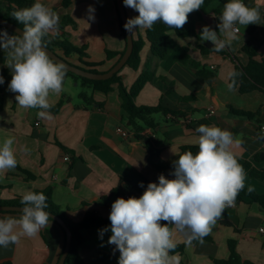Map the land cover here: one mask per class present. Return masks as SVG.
I'll return each mask as SVG.
<instances>
[{"label":"crops","instance_id":"obj_1","mask_svg":"<svg viewBox=\"0 0 264 264\" xmlns=\"http://www.w3.org/2000/svg\"><path fill=\"white\" fill-rule=\"evenodd\" d=\"M36 2V0H28ZM59 15V31L68 34L69 42L84 48V61L93 63L97 72L108 71L125 48L120 36L115 7L112 0H71L68 7L63 0H40ZM227 0H213L203 11H193V36L176 38L167 55L157 60L150 57L145 40L146 29H134L132 37H140L144 44L140 51V64L136 71L124 66L119 70L123 85L129 88L144 63L154 72L135 98L138 106H162L179 111L178 120L171 123L156 116L158 126L154 131L143 133L153 151L146 148V141L135 138L121 107L116 85L107 93L92 91L66 76L63 91L50 93L52 106L63 100L52 119L40 118L37 108H22L15 99L16 93L8 90L11 72L6 65L9 57L4 54L0 70H6V80L0 85V145L6 137H14L13 149L17 159L14 169L0 173V199L22 197L27 191L51 189V199L72 223H78L87 212L108 218L111 205L117 198L136 197L130 185L138 186L142 179L158 183L163 174L172 175V163L182 146H198L200 125L217 126L228 130L242 141L233 146L238 162H248L251 167L264 169V135L258 131L264 124V92L254 91L240 94L237 88L229 90V80L236 64L244 66L247 55L241 51L249 45L257 56L264 55V0H244L249 7H259L261 21L247 27L239 26L237 38L224 50L235 56V61L217 52L201 53L198 45L203 26L218 31L219 16ZM94 8V20L88 19V8ZM127 18L138 16V12L125 7ZM4 30V29H0ZM6 31V30H5ZM7 33L11 36L10 32ZM56 32L49 33L53 37ZM205 42V41H204ZM210 42V41H209ZM183 48L200 68L211 71L210 83L196 75V70L178 62ZM63 57L62 51H54ZM64 58V57H63ZM73 65L87 69L76 56L64 58ZM85 92L92 99L90 105L79 99ZM184 99V100H183ZM235 111L251 113L252 116L236 114ZM117 128L129 132L128 137L115 133ZM27 149V151H25ZM157 151V152H156ZM68 155L69 160L63 161ZM244 189L264 195V181L245 171ZM21 215L0 214V218ZM166 222L161 221V224ZM176 245L185 244L180 264H217L229 257L228 242L233 241L235 252L241 262L264 264V208L256 202L236 200L234 206L226 208L222 217L205 237L203 244L196 241L191 246L185 243L183 233L169 225ZM100 238L99 230L88 228L81 231V242L77 252L83 264H118L119 251L112 252L107 241L110 227ZM17 243L0 246V263L11 264H56L63 246V235L59 227L49 221L34 237L20 235L17 227ZM103 245V246H101ZM68 264H75L69 262Z\"/></svg>","mask_w":264,"mask_h":264},{"label":"clouds","instance_id":"obj_2","mask_svg":"<svg viewBox=\"0 0 264 264\" xmlns=\"http://www.w3.org/2000/svg\"><path fill=\"white\" fill-rule=\"evenodd\" d=\"M123 4L138 12V16L129 18L124 25L133 34L134 29H150L157 21L169 28L181 29L189 14L199 10L204 0H123ZM94 11L89 6L88 19L94 20ZM11 15L24 28L22 35L11 36L0 30V49L8 54L6 67L12 77L8 90L16 93L20 107L40 109L37 113L40 118L52 119L48 97L50 93L59 95L64 90L67 69L63 63L50 58L44 37L52 32L58 34L59 15L40 0ZM219 21L218 31L203 26L200 33V41H210L215 52L230 46L237 38L239 26L258 24L260 9L247 6L244 0H227ZM230 75L235 77L240 73ZM3 83L4 77L0 75V85ZM234 85L235 80L229 84V90ZM196 132L199 151L178 155L172 173L174 179L161 174L159 182H150L139 198L121 197L112 203L111 236L107 243L119 251L118 264H180V257L170 254L176 244L169 225L184 234L188 246L193 241L203 244L204 237L210 234L225 209L235 205L239 192L244 189L246 173L232 149L242 141L217 126L200 125ZM14 143L15 138L10 136L0 145V173L17 166ZM46 201L42 192L27 191L20 201L24 205L22 215L0 218V246L18 242L14 231L17 227L21 229L20 235L30 238L49 227ZM108 230H99L101 239Z\"/></svg>","mask_w":264,"mask_h":264},{"label":"trees","instance_id":"obj_3","mask_svg":"<svg viewBox=\"0 0 264 264\" xmlns=\"http://www.w3.org/2000/svg\"><path fill=\"white\" fill-rule=\"evenodd\" d=\"M112 1L115 7L119 33L120 36L123 38V41L125 42V46H126L125 34L122 28V23L119 19L115 1L114 0ZM212 1L213 0H204V4L198 11L203 12L212 3ZM70 2L71 0H63L62 4L64 7H68ZM33 3L35 2L28 0H0V17L8 21L9 23L15 25L16 27L20 28L21 30H23L24 28L23 24L19 23L14 17H12L11 14L16 10L30 7ZM194 22H195V17L190 13L188 16L187 23L181 29L169 28L161 21H157L150 29H146L145 40L149 46L150 57L157 60L163 59L167 55L168 50L175 43L176 38L193 36L199 40V37L196 35L194 30ZM0 29H4L13 35H17L1 25H0ZM44 42L46 44V47L49 48L50 50L62 51V55L64 58H71L72 56H76L77 61L81 63L83 66L87 67V69L82 67L80 68L85 69L89 72L99 73L93 68L96 66L95 64L84 61L83 59L85 57V54L83 53L84 48H77L73 46L68 40L67 33L65 32H60L58 34L56 33L54 34L53 37L47 35L44 37ZM143 44L144 41L140 37H138L135 40L133 39V48L124 66H127L134 71L138 69L140 64L139 54ZM213 47L214 45L211 48H206L203 45H198L199 50L203 54L214 51ZM124 50L121 53H119L118 60L123 55ZM241 51L247 55L248 61L244 66L239 64H236L234 66L233 72L240 73V75H237L235 77L231 76L229 80V84H231L232 81L235 80V85L233 89L237 88L240 94H247L254 91L264 92V55L257 56V54L253 51V49L247 44H244L241 47ZM217 53H219L224 57H229L231 58V60L235 61V56L231 55L230 53H227L225 50ZM4 57H5L4 54H0V62L4 61ZM178 62L183 66L196 70V75L207 83H210L211 80L213 79L214 74L211 71H208L207 69L204 68H200L199 64L189 57L187 53V48H183V51L180 57L178 58ZM0 75L4 77V82H5L6 70L1 69ZM153 75L154 72L152 67L146 62L144 63L141 72L138 74L132 85L129 88H126L123 85L122 80L119 76V71L106 80H89L79 77L67 71L68 77H70L74 81H80L82 87L89 88L92 91H100L103 93H107L112 90L113 85H116L119 98L121 99V107L125 112L126 115L125 117L129 124V129L131 130L135 138L146 141V148L150 152L153 151V148L150 147L147 141V136L143 132L146 129H150L151 131L155 130V128L158 126L155 117L158 115L162 118H166L168 122L173 123L178 120V116L181 114L179 111H175L162 106L161 103L157 104L156 106L136 105L135 103L136 96L139 94V92L142 90L145 84L151 80ZM78 97L87 105H90L92 103V99L88 97L85 92H80L78 94ZM62 103L63 100L60 101L57 105L52 106L48 111L52 114L56 113ZM235 113L248 117L252 116L251 113H245L239 111H235ZM187 151H191L193 154H196L199 151V148L198 146H182L180 148V152L178 155L183 154L184 152ZM178 158L179 157L177 156L174 162L178 160ZM174 162L171 165V168L173 170H174ZM240 164L243 166L245 171H249V174L251 176L259 178L262 181H264V169L256 170L252 168L250 163L248 162H240ZM141 183L143 184V187L140 186ZM141 183L138 186L130 185L131 190L138 196H141L143 194V192L147 188V185L150 182L147 179L143 178ZM35 192L37 193L42 192L47 197L46 202L48 204V207L45 209V211L60 219L61 222L64 224V226L70 231L71 234L70 248L64 264H68L69 262H74L75 264H83L77 252L78 246L81 242V231L92 227L95 228L110 227L111 222L109 220V217L101 218L97 216L95 213L87 212L83 216L81 221H79L78 223H72L67 218L66 214L62 212L59 209V207L53 203L51 199L50 188ZM21 198L22 197H15L10 200L0 199V205L24 207V205L20 203ZM236 200L256 202L261 207L264 208V195H258L247 189L241 190ZM0 214L22 215V211H0ZM49 221L55 223L59 227L63 235V246L59 254L60 256L64 247L65 233L63 228L56 221H54L52 218H50ZM207 238L208 237H205V239ZM195 242L196 241H193V243ZM184 247L185 244H178L176 245L174 252L170 254L182 253ZM228 248H229L228 259L216 261L217 264H252L250 262L240 261L239 256L235 252L233 241L228 242ZM0 264H11V263L3 262Z\"/></svg>","mask_w":264,"mask_h":264},{"label":"water","instance_id":"obj_4","mask_svg":"<svg viewBox=\"0 0 264 264\" xmlns=\"http://www.w3.org/2000/svg\"><path fill=\"white\" fill-rule=\"evenodd\" d=\"M115 5L117 8V12L119 15V19L122 23V28L124 30L125 34V41H126V46L123 55L120 57V59L106 72L103 73H93L89 72L85 69L80 68L77 65H73L66 61L63 57H60L57 55L54 51L50 50L49 48L46 47V50L50 56L55 62L63 63L66 66V69L68 72H71L79 77L89 79V80H106L110 78L113 74L118 72L125 64L127 58L129 57L132 48H133V37L132 34H130L128 31L125 30L124 25L127 22L128 18L125 12L123 0H114ZM0 25L3 26L4 28L14 32L17 35H22L23 30L20 28L16 27L15 25L9 23L8 21L2 19L0 17ZM202 45L206 48H211L213 44L209 41H205L202 43ZM129 125V124H127ZM23 207H15V206H5V205H0V211H21ZM50 215V218H52L54 221H56L64 230L65 233V242H64V247L62 250L61 255L59 256L56 264H64L66 256L68 254L69 248H70V242H71V234L70 231L64 226V224L61 222L60 219L57 217Z\"/></svg>","mask_w":264,"mask_h":264},{"label":"built area","instance_id":"obj_5","mask_svg":"<svg viewBox=\"0 0 264 264\" xmlns=\"http://www.w3.org/2000/svg\"><path fill=\"white\" fill-rule=\"evenodd\" d=\"M258 131H259V133H260L261 135H264V124H262V125L259 126ZM115 133H116L117 135H120L121 137H128V136H129V132H127V131H125V130H123V129H121V128H117V129L115 130ZM68 160H69L68 155H65V156L63 157V161H68ZM123 198L128 199V196H127V195H124ZM259 231H260L261 233H263V232H264V228L261 227V228L259 229ZM111 251H112V252H115V251H116V250H115V245L112 246Z\"/></svg>","mask_w":264,"mask_h":264}]
</instances>
